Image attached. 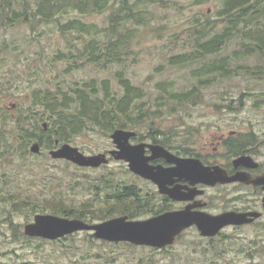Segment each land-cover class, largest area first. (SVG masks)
I'll return each instance as SVG.
<instances>
[{"label": "rangeland", "instance_id": "obj_1", "mask_svg": "<svg viewBox=\"0 0 264 264\" xmlns=\"http://www.w3.org/2000/svg\"><path fill=\"white\" fill-rule=\"evenodd\" d=\"M224 1L168 0L164 7L158 5L149 7L148 16L154 14L155 18L142 29L141 37L135 38L132 42L131 56L133 58L136 55L137 60L132 62L129 56L124 62L126 65L124 70L134 84L147 89L150 93V103L156 94L154 86L157 82L171 81L177 90L190 88L197 81L191 72L200 65V62L215 61L242 48L243 36L231 35L226 38L225 44L219 47V52L209 53L205 59L187 66L168 64V59L173 55L193 51L194 46L197 45L193 41L197 37L192 33L195 26L208 22L210 26L215 27L204 37L206 40L218 34L216 32L222 24L220 13ZM248 1L264 7V0ZM110 10L104 8L82 18L84 21L104 26ZM74 13L70 11L66 18L73 17ZM262 18L264 19L263 9ZM196 22L197 25H194ZM12 41L15 42L12 48L13 55L7 50L0 49V62L11 64L18 84L15 89L10 90V93L0 88V109L5 108L12 118L21 119L26 113V107L31 103V98L27 96L29 89L35 85H43L49 77L62 74L64 62L53 60V57L57 53L56 49L58 47L64 49L66 44L52 24L38 25L35 30L28 25L14 28L0 27V47ZM257 62L263 60L253 54L238 59L231 66L250 65L256 68ZM118 67L115 66L114 69ZM36 68H40L38 73L35 72ZM240 71L245 72V68ZM0 75H4L2 70ZM216 76L215 80L200 89L195 100L190 101L186 106L178 107L176 113H166L164 109L161 115L153 116L154 126L161 133H168L175 145L201 147L206 141L215 139V135L226 134L232 129H251L258 132L259 139L264 138V101L258 95L260 91H264V79H256L245 73L230 77H220L219 74ZM65 77L68 80L101 79L112 77V73L95 66H84ZM203 77L208 79L213 75ZM145 127L142 126L143 133H146ZM139 141L150 142L147 139ZM133 142L138 140L133 139ZM70 143L85 154L106 152L114 147L110 134L104 135L97 129L83 131ZM0 150L4 153L3 144H0ZM39 155L42 156L31 154L21 158V153L8 152L0 157V264H41L51 250L55 249L54 244H47L42 251L35 248V244L39 242L37 239L27 243L14 235L18 230L22 232L26 222L32 219L33 213L30 212L32 207L27 206L26 210L17 207L14 210V204L10 205L9 199L5 198L20 194L41 200L55 196L68 201L81 202L90 198L97 199L102 195L101 190L96 194L87 181H82L84 174L95 176L112 172L115 177L132 176L123 161L113 158H110L106 165L83 171L77 169V166H68L64 161L52 160L47 151ZM128 182H136L145 191L154 189L145 181ZM143 217L146 215L141 218ZM252 236L254 235L226 230L213 240L216 253L210 254L204 252V246L210 240L200 238L197 231L192 228L184 231L175 244L167 249L128 246L113 242L101 245L98 241L90 247L91 251L87 246H83L85 252L81 264H264V234L261 235L263 236L261 254H256V250L252 249L250 258L249 252L245 253V249L248 248L247 239ZM52 258L54 261L57 259L60 264H67L69 261L68 256L58 252H54Z\"/></svg>", "mask_w": 264, "mask_h": 264}, {"label": "trees", "instance_id": "obj_2", "mask_svg": "<svg viewBox=\"0 0 264 264\" xmlns=\"http://www.w3.org/2000/svg\"><path fill=\"white\" fill-rule=\"evenodd\" d=\"M0 0V27L14 28L28 25L35 30L38 25H54L65 40L64 49L57 48L53 60L63 61L62 74L49 77L43 85L32 86L28 90L31 98L30 113L36 117L35 129L39 136L35 137L39 143L52 144L54 137L59 142H71L77 135L85 130H99L109 135L114 129H131L136 132L134 140H150L164 147L182 154H193L189 145H175L172 137L161 133L154 126V115L176 113L178 107L186 106L195 100L203 86L208 85L220 77H230L245 73L256 79H264V19H261L259 4L248 0H225L221 10V25L214 37L204 39L215 27L206 24L195 26L193 40L197 45L193 51L173 55L168 59L170 66H187L195 61L205 59L209 53L219 52V47L225 44L226 38L231 35H242V48H238L231 55L218 58L215 61L200 62L191 75L197 79L190 88L177 90L171 81H159L155 84L156 94L149 100L150 93L146 88L134 84L125 73L124 62L132 55V42L139 39L144 29L155 18L148 16L149 7L166 6L168 0ZM110 8L107 23L98 26L96 23L83 20L84 15ZM70 11L75 12L73 17L66 18ZM197 25V22L194 24ZM15 42L4 44L1 50L13 55ZM257 55L263 62H257L256 68L248 66L232 67L231 64L240 58ZM34 57H37L34 55ZM135 62L137 56H131ZM12 63V62H11ZM84 66H95L112 73V77L101 79L89 78L87 80L70 79L65 76ZM119 66L118 69H114ZM245 68L244 71H240ZM0 88L1 90L15 89L18 84L14 68L11 64L0 62ZM35 70V69H32ZM40 68H36V73ZM62 75V76H61ZM213 75L205 78L203 76ZM3 76V77H1ZM255 93V92H253ZM252 93V94H253ZM255 95H257L255 93ZM241 101V97H240ZM37 107V108H36ZM29 113V112H28ZM48 119V121H45ZM46 122L47 129L43 128ZM12 123L13 125H11ZM23 118H11L5 112L0 114V144L13 151L16 144L10 139L20 137L23 130ZM146 126L143 133L142 126ZM10 136V137H9ZM44 138L47 139L44 141ZM3 152L0 150V156ZM74 166V165H72ZM86 171L88 168L76 167ZM82 181H87L89 187L96 194L99 190L102 195L97 199H88L81 202L68 201L60 197H46L43 200L34 199L20 194L9 199L14 210L29 206L30 212L52 213L66 217H76L88 222L103 221L118 215H127L129 218H141L144 215L155 214L162 211L163 205L159 194L153 185L137 175L116 176L112 173L91 176L84 174ZM145 181L153 190L145 191L136 182ZM154 200H157L155 202ZM16 206V207H15ZM14 235L24 239L27 243L35 241V248L44 251V245L54 244L49 256L41 264H60L52 258L54 252L68 256L67 264H81L87 246L90 249L100 241L101 245L110 243L94 238L88 231L74 232L55 240L28 237L19 230ZM82 236V237H81ZM125 244L116 242L114 244ZM98 255V253H97ZM95 256V253H94Z\"/></svg>", "mask_w": 264, "mask_h": 264}, {"label": "water", "instance_id": "obj_3", "mask_svg": "<svg viewBox=\"0 0 264 264\" xmlns=\"http://www.w3.org/2000/svg\"><path fill=\"white\" fill-rule=\"evenodd\" d=\"M46 127V123H43ZM136 132L117 128L110 133L114 147L108 152L85 154L77 146L63 143L50 151V156L66 159L80 167H99L109 162V156L127 163L128 169L157 186L158 192L166 194L174 200L189 199L193 191L185 194L179 187H169L173 181L170 176H188L194 170H200L203 177L210 175L208 167L191 157H180L161 144L140 141L131 142ZM31 151H39L37 142L31 145ZM164 158L173 167H163L150 163L152 160ZM192 176V175H191ZM189 178V177H185ZM213 183L215 181H203ZM227 182V181H224ZM264 183V181H254ZM185 194V195H184ZM245 215L226 212L211 215L192 210L190 206L180 210L166 211L143 219H130L127 215H119L97 222H87L80 218H70L52 213H37L33 220L23 226V232L29 237H40L54 240L77 231H89L97 239L109 242H129L134 245H145L162 248L174 244L177 236L186 228L195 225L201 235L213 236L220 228L230 223L245 222Z\"/></svg>", "mask_w": 264, "mask_h": 264}, {"label": "flooded vegetation", "instance_id": "obj_4", "mask_svg": "<svg viewBox=\"0 0 264 264\" xmlns=\"http://www.w3.org/2000/svg\"><path fill=\"white\" fill-rule=\"evenodd\" d=\"M258 95L264 101V91H260ZM2 112H5L8 116L11 115L5 108L0 109V114ZM22 118L24 120V124H22L24 128L20 131V137L10 139L11 143L17 145L16 149L9 151L4 148L5 151L2 156H5L8 152L21 153V158L23 156H31V154L42 156L39 154L44 151H47L50 156L51 150L61 146L62 142H59L55 137L52 144L48 145L46 143L41 144L35 139V137L39 136L35 129V121L37 120L30 113L29 106L26 107V113ZM43 128L47 129L44 126ZM46 140L44 138V141ZM208 141L201 147H191L193 149L192 155L176 153L172 150L171 152L180 157L196 158L203 166L209 168L210 175L205 178L200 170H194L191 174L192 176H170L169 178L173 182L168 185L169 187L177 186L185 194L193 191V194H189L192 197L174 200L168 195L158 192L157 198L161 199L160 202H162L164 209L158 213L146 215L145 218L166 211L184 209L187 206H190L192 210L211 215H219L226 212L241 213L245 215V222L226 224L213 236L201 235L198 228L192 225L183 230L177 239L184 231L191 228L195 229L200 238L210 240L204 246V252L210 254L216 253L213 240L226 230L244 233V235L253 234L254 236L247 239L248 248L245 249V253L249 252L250 258L252 249L256 250V254H261L263 247V236L261 235L264 234V183H254V181H264V138L259 139L258 132L251 129H232L226 134L215 135V139ZM35 142L39 144V151L32 152L31 145ZM50 158L55 161H64L68 166L72 165V162L68 160L55 159L51 156ZM150 163L154 165L160 164L163 167L174 166V163H169L164 158L152 160ZM203 181L215 182L211 184ZM148 182L158 191L154 183ZM168 247L170 246L156 249H167Z\"/></svg>", "mask_w": 264, "mask_h": 264}]
</instances>
